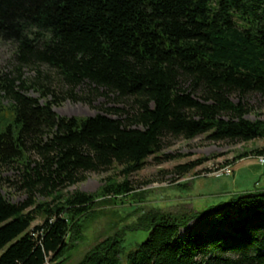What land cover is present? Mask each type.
<instances>
[{
  "label": "trees",
  "instance_id": "trees-1",
  "mask_svg": "<svg viewBox=\"0 0 264 264\" xmlns=\"http://www.w3.org/2000/svg\"><path fill=\"white\" fill-rule=\"evenodd\" d=\"M0 41L15 62L0 72V114L4 101L10 111L0 117V169H12L27 194L13 203L0 191V264H68L98 197L130 193L127 178L168 137L264 138V124L245 119V98H264V0H0ZM41 65L55 71L56 86L23 79V68L41 76ZM34 84L42 102L26 94ZM81 87L128 108L108 110L117 118L57 115L63 99L85 100L74 92ZM249 156L264 157V145L236 160ZM114 166L124 179L107 181L98 197L59 193ZM54 193L55 204L35 200ZM149 213L137 225L147 238L125 264H264V189L203 212ZM38 214L44 220L33 224ZM195 219L215 228L181 236ZM77 264H123L121 241L105 238Z\"/></svg>",
  "mask_w": 264,
  "mask_h": 264
},
{
  "label": "rangeland",
  "instance_id": "rangeland-1",
  "mask_svg": "<svg viewBox=\"0 0 264 264\" xmlns=\"http://www.w3.org/2000/svg\"><path fill=\"white\" fill-rule=\"evenodd\" d=\"M14 63L12 46L0 41V72L12 70ZM38 69L41 76H38L37 70L33 68H23V79L42 83L44 87L56 86L57 76L53 69L45 65H41ZM39 89L42 88L34 84L26 94L41 100ZM74 92L85 100L63 99L60 104L53 107L57 115L85 118L105 114L117 118L119 115L108 110L128 108L126 102L115 100L111 94L107 96L93 94L85 87L76 88ZM231 99L236 102L235 97ZM6 103L3 102L5 109L0 117L5 116L9 119L10 111ZM245 103L249 110L245 114V119L252 122L259 120L264 124V98L258 94H251L245 98ZM263 145L264 138H256L248 142H229L212 141L207 138V134L189 140L183 137H168L164 141L162 150L150 156L141 170L127 178L131 192L115 198L110 196L104 198L99 195L107 181L121 182L124 179L120 167L114 166L106 172L85 173L83 181L67 186L59 192L64 197L74 191L99 196L93 210L81 222L83 238L70 252L67 263L77 264L97 243L113 236L121 241V261L125 264L127 254L147 238V231L137 229L143 214H150L149 212L153 211L172 215L189 210L190 212L206 211L208 207L226 202L230 197L244 192V183H241L244 182V175L248 177L256 171L258 177L253 182L252 188L245 192L264 189V159L261 158L263 156H249L236 160L241 153ZM165 156H170L172 159L166 160ZM155 157L162 162L157 163ZM201 158L207 160L188 173L179 174L174 170L177 165ZM224 167L230 169L228 175L223 173ZM14 179L12 169L6 167L0 169L1 194L10 202L19 203L26 199L27 194L12 184ZM53 197H56L55 193L49 198L36 195L35 200L37 203L47 201L55 204ZM43 220V215L38 214L33 224H41ZM212 228H215L214 225H203L199 219H195L188 223L186 229L181 230L180 235L183 236L187 230L204 232Z\"/></svg>",
  "mask_w": 264,
  "mask_h": 264
},
{
  "label": "crops",
  "instance_id": "crops-1",
  "mask_svg": "<svg viewBox=\"0 0 264 264\" xmlns=\"http://www.w3.org/2000/svg\"><path fill=\"white\" fill-rule=\"evenodd\" d=\"M257 171L250 175V176H246L244 175V182L242 181L241 183H244V191H249L250 188H252L253 182L256 180L257 178ZM235 179V178H234ZM242 185V184H239Z\"/></svg>",
  "mask_w": 264,
  "mask_h": 264
},
{
  "label": "built area",
  "instance_id": "built-area-1",
  "mask_svg": "<svg viewBox=\"0 0 264 264\" xmlns=\"http://www.w3.org/2000/svg\"><path fill=\"white\" fill-rule=\"evenodd\" d=\"M264 159V158H263ZM223 173H225V175H228L230 173V169L224 167L223 168Z\"/></svg>",
  "mask_w": 264,
  "mask_h": 264
},
{
  "label": "bare ground",
  "instance_id": "bare-ground-1",
  "mask_svg": "<svg viewBox=\"0 0 264 264\" xmlns=\"http://www.w3.org/2000/svg\"><path fill=\"white\" fill-rule=\"evenodd\" d=\"M261 158H264V157H261Z\"/></svg>",
  "mask_w": 264,
  "mask_h": 264
}]
</instances>
